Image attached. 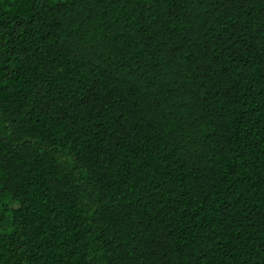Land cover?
<instances>
[{
    "label": "trees",
    "instance_id": "16d2710c",
    "mask_svg": "<svg viewBox=\"0 0 264 264\" xmlns=\"http://www.w3.org/2000/svg\"><path fill=\"white\" fill-rule=\"evenodd\" d=\"M0 264H264V0H0Z\"/></svg>",
    "mask_w": 264,
    "mask_h": 264
}]
</instances>
